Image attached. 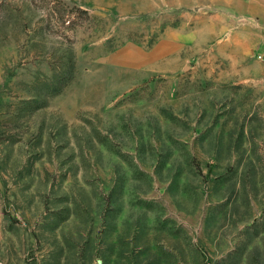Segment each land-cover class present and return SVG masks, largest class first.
<instances>
[{"label": "rangeland", "instance_id": "obj_1", "mask_svg": "<svg viewBox=\"0 0 264 264\" xmlns=\"http://www.w3.org/2000/svg\"><path fill=\"white\" fill-rule=\"evenodd\" d=\"M264 0H0V264H264Z\"/></svg>", "mask_w": 264, "mask_h": 264}, {"label": "built area", "instance_id": "obj_2", "mask_svg": "<svg viewBox=\"0 0 264 264\" xmlns=\"http://www.w3.org/2000/svg\"><path fill=\"white\" fill-rule=\"evenodd\" d=\"M255 56L258 60L264 61V41L260 44L256 50Z\"/></svg>", "mask_w": 264, "mask_h": 264}, {"label": "crops", "instance_id": "obj_3", "mask_svg": "<svg viewBox=\"0 0 264 264\" xmlns=\"http://www.w3.org/2000/svg\"><path fill=\"white\" fill-rule=\"evenodd\" d=\"M260 27H263V31H264V16L261 18Z\"/></svg>", "mask_w": 264, "mask_h": 264}]
</instances>
